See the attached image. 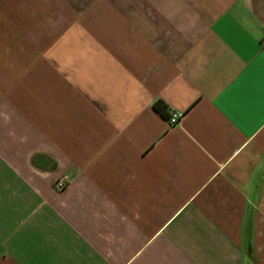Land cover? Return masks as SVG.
I'll return each mask as SVG.
<instances>
[{
    "label": "crops",
    "instance_id": "1",
    "mask_svg": "<svg viewBox=\"0 0 264 264\" xmlns=\"http://www.w3.org/2000/svg\"><path fill=\"white\" fill-rule=\"evenodd\" d=\"M263 39L264 0H0V264H264Z\"/></svg>",
    "mask_w": 264,
    "mask_h": 264
},
{
    "label": "trees",
    "instance_id": "2",
    "mask_svg": "<svg viewBox=\"0 0 264 264\" xmlns=\"http://www.w3.org/2000/svg\"><path fill=\"white\" fill-rule=\"evenodd\" d=\"M154 108L157 112H159L164 118L169 119V114L167 111L166 105L162 101H157L154 104Z\"/></svg>",
    "mask_w": 264,
    "mask_h": 264
},
{
    "label": "built area",
    "instance_id": "3",
    "mask_svg": "<svg viewBox=\"0 0 264 264\" xmlns=\"http://www.w3.org/2000/svg\"><path fill=\"white\" fill-rule=\"evenodd\" d=\"M263 44H264V39H263ZM182 117L181 113H172L169 117V122L174 125L178 124L180 122V119Z\"/></svg>",
    "mask_w": 264,
    "mask_h": 264
}]
</instances>
